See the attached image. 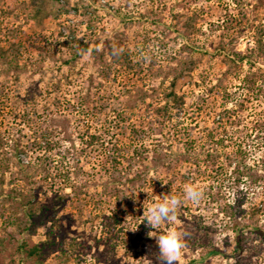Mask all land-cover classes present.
Returning <instances> with one entry per match:
<instances>
[{"label": "rangeland", "instance_id": "obj_1", "mask_svg": "<svg viewBox=\"0 0 264 264\" xmlns=\"http://www.w3.org/2000/svg\"><path fill=\"white\" fill-rule=\"evenodd\" d=\"M199 7L202 10L195 20L197 32L188 42L194 47L190 55L201 58L195 69L179 78L174 86L175 91L185 95V112L180 117L163 120L153 109L162 105V88L168 87L182 66V57L187 54L183 48L185 38L177 32L178 27L186 14ZM33 11L32 0H0V45L7 43L9 31L16 36L21 33L23 37L18 57L20 69L8 68L0 58V89L9 91L12 100L26 91L33 94L41 115V105L50 103L55 96L84 101L85 93L93 92L92 105L95 106L88 113L76 107L64 111L70 119L68 130L76 150L71 149L69 141L63 142L61 134L52 136L63 142L61 148L66 149L68 155L75 154L74 158L69 156L71 164L83 169L99 163L96 152L84 150V133L101 129L110 120L111 131L118 141L133 138L131 127L139 129L136 141L148 144L149 141H172L171 147L163 148L166 151H183L187 141H194L193 151L198 156L193 161L198 166L192 170L187 184L202 190L203 196L199 202L187 199L183 185L180 199L184 218L161 224L157 230L142 222L144 216L135 222L124 214L127 222L116 226L120 243L115 245L114 240L105 246L98 240L102 236L101 217L93 213L99 209L127 211L128 199L117 201L115 197L110 204H89L85 212L83 206L82 215L77 214L78 208L68 204L58 213L59 220L55 222L60 230L54 229V232L57 240L73 242L74 254L64 261L58 252L46 246L37 257L40 261L34 258L27 263L21 260L20 246L25 243L30 247L45 239V229L36 226L26 231L20 226L8 227L10 215L22 218V208L19 203L12 204L11 209L7 208L10 207L7 203L0 204V264H160L155 238L172 227L184 233L186 245L178 264H264V186L253 184L247 178L238 188H224L219 186L221 180L219 183L211 181L205 167L209 163L206 151L214 148V141L222 139L230 146L231 141L264 145V56H259L254 47L258 26H264V0H52L51 13L43 19L41 27L32 20ZM34 30L40 37L36 44L42 50L32 48L22 34ZM261 37L264 40V31ZM221 41L226 48L231 47V56H234L233 50L246 55L239 66H232L227 73H224L227 66L217 52ZM113 43L128 56L131 69L112 64L114 55L109 48ZM250 47H254L253 52ZM56 84H59L58 89ZM0 107V133L6 138L4 130L11 123L17 121L20 126L25 125L12 116L23 105L18 103V109L12 112L2 104ZM117 113H121L124 121ZM219 115L224 118L219 119ZM24 132L30 133L26 125ZM9 140L1 144L2 153L12 151ZM27 140L20 137L21 148L27 151L26 155H20L23 159L36 154L27 147ZM252 160L244 159L248 163ZM223 161L220 159L218 163ZM179 169L183 170L175 167L172 171ZM9 175L14 177L15 173L6 172L7 178ZM166 175L152 168L147 177L164 179ZM106 177L101 173L95 179L102 181ZM227 183L225 180L224 185ZM162 186L163 182L151 186L147 183L136 190L127 189L126 193H137L140 200L133 206L145 210L165 195ZM7 189L5 184L3 191ZM82 189L84 191V187ZM95 189L100 191L102 186L87 187L89 192ZM254 206L259 207L260 212L251 215L250 209ZM120 226L124 228L123 235ZM143 226L149 230L153 241L148 257L140 254V249L131 247L133 237H138V245L145 244ZM136 227L137 230L132 231ZM237 239L240 243L235 249ZM85 245L88 247L84 248Z\"/></svg>", "mask_w": 264, "mask_h": 264}, {"label": "trees", "instance_id": "obj_2", "mask_svg": "<svg viewBox=\"0 0 264 264\" xmlns=\"http://www.w3.org/2000/svg\"><path fill=\"white\" fill-rule=\"evenodd\" d=\"M32 6L34 7V11L31 14V18L35 22V25L41 27L43 26V19L51 13L52 0H32ZM201 10V7H199L191 11L190 14H186L178 27L177 32L185 38L183 48L186 49L187 54L182 57V66L171 78L168 87L162 88V105L156 106L153 109L156 113L160 114L163 120L180 117V114L185 112V95L175 91L174 86L179 78H184L195 69L201 58L200 56L195 58L190 55L194 47L188 42L190 36L197 32L195 20ZM240 12L244 13L243 9H240ZM258 27L259 31L255 35L254 47L258 51L259 56H264V40L261 37L264 26L260 24ZM22 34L25 35V40L32 48L42 50V47L36 44V40L40 37L36 35L35 30L30 33H24L23 31ZM22 40L21 33L16 36L13 31H9L7 43L4 46L0 45V58L8 68L20 69L18 57L23 46ZM118 46L117 43H113V46L109 48L114 55L112 64L131 69V61L122 52L123 50H117L120 48ZM84 47H87L86 43H84ZM254 47H250V52H253ZM230 48H226L221 41L217 51L227 66L224 73L229 72L232 66H239L240 62L246 57L245 53L235 50L232 53L236 57L231 56ZM199 53L205 54V51H200ZM58 85H55L57 89L59 88L57 87ZM93 94V92L90 93L89 91L85 93L84 101L82 98L70 101L68 98L55 96L50 103L41 105L43 114L41 115V113H38V102L33 94L26 91L21 96H14L12 100L9 91L3 92L0 89V104L8 107L11 112L18 109V103L23 105V108H19L18 112L12 114V116H15L13 119H19L30 130V133L26 134L24 132L25 125L20 126L21 123H17L16 121L11 123L10 127H7L8 129L4 130L6 131V138L0 133V146L4 142L7 143V138H10V146L12 147V151H3V153L0 151V204L4 205L7 203L10 206L7 208L11 209L12 204L19 203L22 208V218H14L10 215L8 227L9 225L20 226L26 231L34 230L36 226H42L45 229V239L30 247H26L25 243L20 246V256L23 263L33 261L34 258L40 261L37 257L41 255V251L46 246H50L53 251L58 252L59 257L62 256L64 261H68L71 258L72 254H74L72 251L75 250L73 242L70 243L64 239L57 240L58 236L54 232V229L60 230V226L55 222L59 220L58 213L63 211L68 204L78 208V210L76 209L77 214L82 215L83 206L85 212L89 204L93 206L101 204L102 206L105 202H108V204L112 203V199L115 197L117 201L128 199L127 204L129 205V209L127 211L116 209L107 212L104 209H99L93 213V216L101 217L103 223L100 226L102 236L98 240L104 246L108 245V243L112 244L114 240L116 241L115 245H118L120 240L116 238V226L118 223L123 224L127 222L124 214L128 215L129 220H134L135 222L143 216V209L141 210L133 206V204H136L140 200V196L134 192L128 195L126 193L127 189L136 190L144 187L147 183L148 186H151L153 183L158 185L163 182L162 187H164L165 194L181 198L180 195L183 189L181 187L190 182L192 170H195L196 166H198L193 161L198 156L193 151L194 147L192 146H194V141H187L183 151H172L171 149H167L166 151L163 148L171 147L172 141H168V143H165V141H149V144L146 141H136L139 139V137L135 136L139 131L136 127H131V133L134 134L133 138L129 139V141H118L111 131V128H113L111 120L106 123L105 127L102 126L101 129L93 132L86 131L84 133V141H82L84 150L91 149L92 152H96V156H99V163L93 164V167L90 169H83L82 167L72 165V160H70L71 158L69 159V156L71 155L74 158L75 154L70 153L68 155V152L65 151L66 149L63 150L61 148V143L69 141L71 149L76 150L75 143L71 140L70 131L68 130L70 119L64 111H71L76 107L88 113L95 106L92 105L95 102L93 101ZM148 106L151 105L148 104ZM1 110L2 108L0 107ZM19 110L21 111L20 113ZM117 115H120L121 120L124 121L121 113H117ZM223 116L219 115L218 118L222 120ZM173 126L174 129L178 127L177 124H173ZM178 131L176 130L177 133ZM57 134L62 135L63 142L52 139V136ZM80 136L83 138L82 134ZM20 137L28 139L27 147L32 152H36L34 156H27L25 159L20 157L21 154H27V151L21 148ZM213 143L215 145L214 148L206 151L205 155L206 160L209 161V163L205 164V167H208L207 171L210 173L207 174L211 177V181L215 180L219 183V180H221L219 186H223L224 188H238L242 185L243 180L249 178L253 184L261 183L264 186V145H260L259 143H249L246 145L242 141H233V144L231 141L232 145L230 146L227 145V142L224 143L222 139ZM257 151H260V153L257 154ZM220 159L224 161L218 163ZM244 159H253V163L245 162ZM133 167L135 169H132ZM139 167L140 169H138ZM175 167H182L183 170L179 169L178 172L172 171ZM152 168L158 173H166L169 177L167 175L164 179L147 177ZM129 170H132L133 173L129 174ZM6 172L10 174L15 173V175L14 177L9 175L10 177L7 178ZM101 173L106 174L107 177L102 181H97L95 177L101 175ZM225 180L228 183L224 185ZM176 181L180 183H175ZM174 183L175 188L172 186ZM5 184L8 185L7 191H3ZM98 184L102 186L100 191L95 189V191L89 192L87 190L88 186H97ZM259 212L260 208L257 206L250 209L251 215H256ZM1 214L4 216L5 213L2 212ZM68 214L72 215L73 212L70 211ZM176 215L178 219L184 218L182 206L178 208ZM90 216L92 217V215ZM47 222L52 223L48 225ZM95 227L93 225V228ZM5 228L6 230L8 229L7 226ZM123 230L124 228L120 226L121 234ZM143 231V240L146 245H138V237H133L134 245L131 247L140 249V254L148 257V252L153 241L152 236L149 235V230L144 226ZM239 243L237 239L234 245L235 249L239 248ZM115 245L113 243V246ZM85 247L87 248L88 246L85 245ZM134 252V254H137L136 250Z\"/></svg>", "mask_w": 264, "mask_h": 264}, {"label": "clouds", "instance_id": "obj_3", "mask_svg": "<svg viewBox=\"0 0 264 264\" xmlns=\"http://www.w3.org/2000/svg\"><path fill=\"white\" fill-rule=\"evenodd\" d=\"M81 52L84 53L85 50L82 49ZM184 192L186 198L194 202H199L203 196L202 190L191 184L185 185ZM181 203V199L177 196L162 195L143 210L144 220L142 222L153 230L159 229L161 224L175 222L177 221L176 212ZM136 230L137 227L132 231ZM155 239L159 250L160 264H178L182 256V249L186 246L184 233L172 227Z\"/></svg>", "mask_w": 264, "mask_h": 264}]
</instances>
